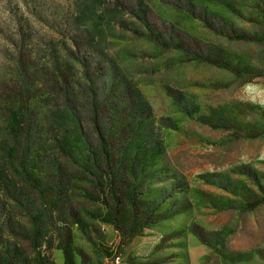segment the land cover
I'll return each mask as SVG.
<instances>
[{"label":"rangeland","instance_id":"374dc122","mask_svg":"<svg viewBox=\"0 0 264 264\" xmlns=\"http://www.w3.org/2000/svg\"><path fill=\"white\" fill-rule=\"evenodd\" d=\"M51 59L81 86L84 73L103 76L101 89L114 78L108 88L129 87L144 112L137 134L124 133L136 143L115 223L85 160L97 135L76 86L85 138L76 118H60L69 151L53 152L67 196L44 237L54 239L43 247L50 261L64 264L57 221L65 220L72 264H105L106 249L121 264H264V0H0V90L20 60ZM56 89H38L53 111L63 103ZM25 189L28 206L40 208ZM0 201L29 226L23 208ZM8 238L21 262L36 264L28 239Z\"/></svg>","mask_w":264,"mask_h":264},{"label":"trees","instance_id":"16d2710c","mask_svg":"<svg viewBox=\"0 0 264 264\" xmlns=\"http://www.w3.org/2000/svg\"><path fill=\"white\" fill-rule=\"evenodd\" d=\"M215 63L218 67L230 68L222 61L217 60ZM47 64L49 66L34 60H20L16 79L6 86L8 90H0V195L23 208L29 224L25 227L13 220L8 210L10 204H2L0 201V264H24L17 243L9 241V235L30 241L36 264H54L43 250L45 244L51 248L54 239L45 242L44 237L55 224L54 217L65 203L67 188L64 185L66 169L60 164L53 149L54 146L58 147L67 154L69 151L66 140L70 131L61 128L58 124L60 118L70 117L71 114L70 118L77 120L74 125L79 134L81 137L85 135L78 111L79 99L85 98V93L79 94L76 86L84 87L87 100L85 107L91 111V121L97 135L96 145L86 141L89 153L85 160L101 180L105 195L103 204L115 223L119 214L120 184L124 179L122 171H127V156L132 155L136 143L133 134L127 138L124 133L129 130L137 134L140 128L138 120L144 112L138 101L134 110L135 105L129 98V87L124 86L115 91L108 88L114 80L110 76L103 79L104 86L101 89L102 75L95 79L84 73L87 83L81 86V83L73 81L75 74L65 63L51 59ZM50 82L57 86V98L63 102L56 111L50 108V102L38 90ZM125 117L131 120L125 123ZM113 138L116 142L112 141ZM130 162L135 170V162ZM25 188L38 197L40 208L28 206ZM260 204L262 202L255 206ZM57 223H60L57 229L61 237L59 249L63 252L64 264H72L67 222L58 220ZM105 254L108 262L114 259L115 253L111 250L106 249Z\"/></svg>","mask_w":264,"mask_h":264},{"label":"built area","instance_id":"2783aa9c","mask_svg":"<svg viewBox=\"0 0 264 264\" xmlns=\"http://www.w3.org/2000/svg\"><path fill=\"white\" fill-rule=\"evenodd\" d=\"M105 264H121V258L115 253L114 259L111 262H108V260H106Z\"/></svg>","mask_w":264,"mask_h":264}]
</instances>
